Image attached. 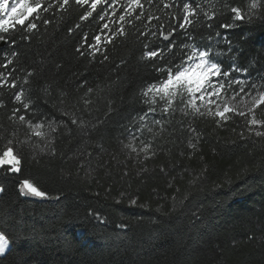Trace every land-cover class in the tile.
Returning <instances> with one entry per match:
<instances>
[{
	"label": "trees",
	"instance_id": "trees-1",
	"mask_svg": "<svg viewBox=\"0 0 264 264\" xmlns=\"http://www.w3.org/2000/svg\"><path fill=\"white\" fill-rule=\"evenodd\" d=\"M183 2L197 13L192 39L178 28L180 0H142L143 22L130 18L132 24L122 22L125 35L107 45L101 41L107 60L101 53L89 56L87 44L84 56L76 51L85 35L94 43L103 23L119 26L118 15L99 19L111 14L103 3L87 21L79 20L83 9L73 0L67 11L42 12L48 25L36 21L32 33L18 28L7 34L16 44L0 49V64L5 52L13 64L0 71L15 68L20 83L32 72L25 94L42 115L28 118H47L58 127L45 151L34 148L45 145L26 124L10 119L16 105L0 89V153L13 140L21 158L20 173L0 168V231L11 246L0 264H264V136L255 135L264 127L250 131L244 117L232 114L218 125V118L185 114L179 102L162 116L157 101V112L139 120L151 106L142 92L159 78L155 67H164L178 49L172 55L165 49V58L155 60L142 59L143 53L165 45L160 33L171 25L177 44L212 48L225 70H247L233 72V79L264 85V0H256L251 22L253 0ZM164 3L172 6L165 9ZM226 4L240 6L246 16L227 30L219 27L232 23ZM123 6L126 0L113 8L119 13ZM148 15L160 19L149 23ZM256 118L264 120V109ZM146 144L148 159L140 151ZM24 179L46 193L44 201L19 194Z\"/></svg>",
	"mask_w": 264,
	"mask_h": 264
},
{
	"label": "snow or ice",
	"instance_id": "snow-or-ice-1",
	"mask_svg": "<svg viewBox=\"0 0 264 264\" xmlns=\"http://www.w3.org/2000/svg\"><path fill=\"white\" fill-rule=\"evenodd\" d=\"M147 2L151 4L153 0H147ZM180 2L183 3L184 15L182 21L178 23V28L185 34V39L190 40L192 37L188 33L191 28L195 27V23L191 17L197 13L195 8L190 6V2H183V0H180ZM102 3L108 6L111 14H101L99 15V19L101 21L105 19L113 21L116 20L118 15L116 23L119 26L111 28L110 23H103L100 32L92 38L94 43L88 44V38L85 35L82 45L77 47L76 51L81 56H84L85 53L81 48L84 44H87L89 56L95 58L97 53H101L104 59L107 60L108 57L102 50L101 41H104V45L114 43L117 36H123L126 33L122 22L132 24V19L130 18L143 22L142 17L145 15V10L142 0H126V6H123L122 12L119 13L116 8H113V5L119 6V0H74V5L83 9L82 14L79 15V20H89V18L93 17L94 13H97L98 5ZM72 4L73 0H0V33L5 34L0 35V43L8 44L10 47L14 46L16 44L15 39H11L7 34L18 30V28L23 32L32 33L38 29L36 21L42 20L44 25L50 23L49 19H42V12L48 13L53 9L57 12L61 10L67 11ZM171 6L169 3L163 4L165 9ZM225 7L229 8L232 23L220 24V28L231 29L235 22H243L246 19L245 13L240 6L229 7L226 4ZM257 7L258 3L256 0H253L249 5L250 14L247 16L248 22H251L254 17V14H251V9H256ZM137 12L139 14L134 15ZM153 19L159 20L160 18L153 17L152 15L147 16L149 23ZM173 19L177 18L173 17ZM76 27L79 28L80 25L77 24ZM170 29L165 28V31L160 33L162 40L167 42L165 45L156 47L154 50H146L143 53L142 59L155 60L156 58H165V49H167L168 55H172L174 48L178 49L173 55V59L168 61L164 67H155L159 78L154 79L142 92V95L148 98L145 100V103H149L151 106L147 112L139 116V120L144 121L148 118L149 114L154 115L157 112V101L163 104V107L159 109L162 116L174 111V104L179 102L184 106L182 110L185 111V114L190 110L194 116H212L218 118L216 121L218 125L221 122L226 123L230 119L229 114H232L236 117H244L247 120L250 131L252 126L264 127V120L256 118V112L264 109V85L256 82L249 83L248 80L240 78L233 79V72L246 74L247 70L235 65L225 70L223 65L214 59V56L220 55V53H214L212 48L201 49L198 46L184 42L177 44L174 39L177 35V27L171 25ZM105 30L108 31L105 32ZM71 31L72 29L70 28L69 32ZM140 35H144V33L141 32ZM152 35L155 36L156 33H152ZM22 39L28 40L30 36L24 35ZM186 49L190 51H185ZM228 51H231L230 43ZM3 55L5 62L0 64V68L7 70L13 64V60L8 57L7 52L3 53ZM16 55L17 53H12L13 57ZM176 60H179V63H176ZM15 72V68L7 72L0 71V89L8 90L9 99L16 105L12 110L10 119L18 120L21 124H26L30 130V134L39 138L45 145V147H41L39 143H36L33 147L43 152L46 147L51 145L50 134L57 130L58 125L54 121L47 120V118L40 120L28 118L29 116L36 117L42 115L34 109L33 102L25 94L24 85L29 83V79L33 73L27 72L23 83H20L19 78L15 76ZM259 79H264V77ZM234 85L238 86V90ZM229 90H231V95H227ZM88 92L91 93L92 89L89 88ZM87 103L88 101L86 100L85 104ZM201 109H204V111ZM64 114H69L66 108ZM71 115V123L76 125L78 118L74 114ZM249 116H251V119L247 118ZM155 123L160 124L161 120H156ZM255 135L261 137L264 136V132L256 131ZM137 138L133 137V139ZM130 146V144L125 145V147ZM14 147L13 140H8L2 153H0V168H6L7 174L10 175L21 172V158L14 151ZM132 151L135 152L136 149L132 148ZM140 151L144 152L145 159H148L150 145L146 144ZM54 154L55 152L53 151ZM4 191L5 188L0 186V193ZM19 194L41 198L46 197V193L41 191L37 186H34L28 179L20 182ZM131 203L135 204L136 201L131 200ZM10 250V237H8L6 232L0 231V257L5 256Z\"/></svg>",
	"mask_w": 264,
	"mask_h": 264
},
{
	"label": "water",
	"instance_id": "water-1",
	"mask_svg": "<svg viewBox=\"0 0 264 264\" xmlns=\"http://www.w3.org/2000/svg\"><path fill=\"white\" fill-rule=\"evenodd\" d=\"M6 44L0 43V49H3ZM25 198L30 199V200H36V201H44V198L41 197H36L32 195H23Z\"/></svg>",
	"mask_w": 264,
	"mask_h": 264
},
{
	"label": "rangeland",
	"instance_id": "rangeland-1",
	"mask_svg": "<svg viewBox=\"0 0 264 264\" xmlns=\"http://www.w3.org/2000/svg\"><path fill=\"white\" fill-rule=\"evenodd\" d=\"M245 111H246V109H245Z\"/></svg>",
	"mask_w": 264,
	"mask_h": 264
}]
</instances>
